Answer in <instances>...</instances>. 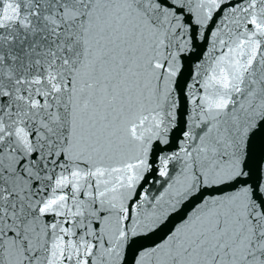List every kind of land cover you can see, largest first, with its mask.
Instances as JSON below:
<instances>
[{"label": "snow or ice", "instance_id": "1", "mask_svg": "<svg viewBox=\"0 0 264 264\" xmlns=\"http://www.w3.org/2000/svg\"><path fill=\"white\" fill-rule=\"evenodd\" d=\"M242 11L253 29L202 85L205 128L186 150L189 176L239 184L139 264H264V160L248 166V141L264 127V0ZM178 25L161 0H0V264L119 260L131 227L118 220L107 239L82 231L74 241L63 224L116 208L115 194L150 167L146 146L167 128ZM48 214L63 219L41 226Z\"/></svg>", "mask_w": 264, "mask_h": 264}, {"label": "water", "instance_id": "2", "mask_svg": "<svg viewBox=\"0 0 264 264\" xmlns=\"http://www.w3.org/2000/svg\"><path fill=\"white\" fill-rule=\"evenodd\" d=\"M161 2L175 8V20L179 21L173 35L172 49L176 56L177 72L171 82L164 85L170 89V96L160 111V117L167 123V128L159 138H154L146 146L150 167L131 189L123 190V195L115 194L116 199L112 203L117 205L116 208L110 209L107 203L100 204L96 206L98 211L91 216L86 213L85 217H75L72 223L63 224V227L71 228L76 233L71 237L74 241L82 231L95 232L107 239L105 234L115 230L118 220L125 231L131 227L133 234L124 241L119 260H112L110 264H139V258L146 250L151 251L184 227L201 211L203 202L220 200L226 194H231L239 184V181L228 183L221 180L201 183L194 175L189 176L186 150L194 148L198 142L196 138L205 128L196 105L210 89L202 85L225 66L220 62L233 55L229 49L235 47L237 37L253 29L251 24L246 23L248 13L242 11L247 6V0ZM261 50L264 51V43ZM159 72L163 79V70ZM154 86L160 87L159 81ZM32 158L29 156V162ZM164 158H168L166 167ZM262 160L264 127L256 130L248 141V166L255 170ZM161 171L166 174L160 175ZM189 184H194V187L185 192ZM79 199L86 204L88 202L83 190ZM62 219L48 214L42 218L41 226L44 223H58ZM80 220L85 223H77ZM68 238L65 237V240ZM86 239L96 242L91 236H86ZM89 259L91 264L94 257ZM143 264H151L150 258H145Z\"/></svg>", "mask_w": 264, "mask_h": 264}]
</instances>
